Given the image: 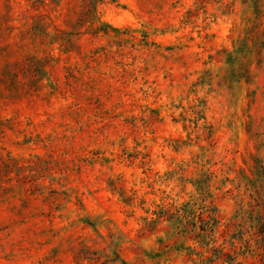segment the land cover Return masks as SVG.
<instances>
[{
  "label": "rangeland",
  "instance_id": "obj_1",
  "mask_svg": "<svg viewBox=\"0 0 264 264\" xmlns=\"http://www.w3.org/2000/svg\"><path fill=\"white\" fill-rule=\"evenodd\" d=\"M252 209L264 0H0V264H259Z\"/></svg>",
  "mask_w": 264,
  "mask_h": 264
},
{
  "label": "trees",
  "instance_id": "obj_2",
  "mask_svg": "<svg viewBox=\"0 0 264 264\" xmlns=\"http://www.w3.org/2000/svg\"><path fill=\"white\" fill-rule=\"evenodd\" d=\"M206 194V193H205ZM214 210V209H213ZM212 209H210V207H208V210L206 212V216L205 219L203 220V225H205V229H202L201 233H198V235L201 236V241L203 242V245L208 246L210 245V243H204V239L203 238H209L210 236H212L215 231H216V227L219 224L216 216H215V212ZM248 213H244L247 214L245 215L248 216V220L249 223L251 224V228L253 229L254 232V236L256 237V243H257V250H261L262 251V257L261 260L259 262V264H264V210L263 211H254L249 210V211H245ZM178 226H180V224L175 223L174 224V232L179 231V230H183L184 227L179 228ZM197 237V235H196ZM212 243H215V239H212L211 241ZM207 247V248H208ZM206 248V250H207ZM210 250L213 249V247H209Z\"/></svg>",
  "mask_w": 264,
  "mask_h": 264
}]
</instances>
